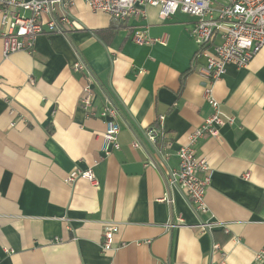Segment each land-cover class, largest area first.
Listing matches in <instances>:
<instances>
[{"label":"crops","instance_id":"0c3cea01","mask_svg":"<svg viewBox=\"0 0 264 264\" xmlns=\"http://www.w3.org/2000/svg\"><path fill=\"white\" fill-rule=\"evenodd\" d=\"M145 9L144 19L120 21L76 0L77 28L40 35L31 53L4 57L0 35V264H264V47L214 84L223 117L235 123L196 145L212 169L199 218L165 179L211 113L193 63V17L178 11L162 20L157 7ZM139 26L167 35V44L135 43ZM78 60L98 81L95 107L112 101L118 109L121 147L110 154L102 151L106 119L81 106L87 79L73 69ZM161 114L167 165L155 158L160 168L145 166L143 129ZM136 137L144 147L132 146ZM88 168L97 186L67 182ZM179 216L182 225L167 226ZM200 219L217 225L202 231ZM107 224L118 232L103 251Z\"/></svg>","mask_w":264,"mask_h":264},{"label":"built area","instance_id":"2783aa9c","mask_svg":"<svg viewBox=\"0 0 264 264\" xmlns=\"http://www.w3.org/2000/svg\"><path fill=\"white\" fill-rule=\"evenodd\" d=\"M76 0H0V35L3 39L4 57L17 51L33 52L37 38L45 33H57L69 36L77 28L78 22L72 13ZM93 11L107 13L112 18L126 21L130 18H146V6L159 9L162 20L170 18L180 11L193 17L190 36L197 50L193 63L200 75L206 80L203 87L204 97L211 107L210 115L204 122L188 134L186 142L177 152V167H168L165 179L168 185L180 191L192 210L200 218L208 211L206 193L212 180V169L207 158L198 154L196 145L200 139L210 136L220 137V127L234 124L235 117L224 118L220 102L214 95V84L232 64L238 68L246 67L252 58L264 47V0H83ZM47 16V18H45ZM79 28H82L81 26ZM132 40L141 45L151 46L155 43L167 44L168 36L153 37L147 26L136 27ZM202 62V63H201ZM73 69L83 72L86 83L80 103L87 117L106 119V130L103 134L102 151L110 154L121 147L119 134L121 125L118 121V109L112 101L102 109L95 107V85L98 81L83 61L73 64ZM166 115L156 119V125L143 129V135L149 144L146 150L145 166L159 167L160 158L167 165L169 153L167 143L159 146L163 135ZM134 148L144 147L143 141L136 137L132 142ZM160 168V167H159ZM78 177L88 179L98 185L92 168L79 170L77 175L67 177L73 183ZM171 203L170 198H164ZM201 220V219H200ZM184 219L179 216L178 222H169L168 227L182 225ZM217 224L201 220L200 229L211 233ZM118 227L107 224L103 228V251L113 248L114 235ZM218 249V245H214ZM6 252H9L7 249ZM1 263V257H0ZM160 264V263H157ZM224 264V263H223Z\"/></svg>","mask_w":264,"mask_h":264}]
</instances>
